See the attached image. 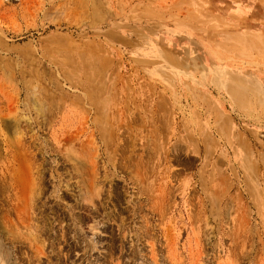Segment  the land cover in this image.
Wrapping results in <instances>:
<instances>
[{
    "label": "rangeland",
    "instance_id": "rangeland-1",
    "mask_svg": "<svg viewBox=\"0 0 264 264\" xmlns=\"http://www.w3.org/2000/svg\"><path fill=\"white\" fill-rule=\"evenodd\" d=\"M0 21V170L37 182L24 224L0 182V264H264V0H4Z\"/></svg>",
    "mask_w": 264,
    "mask_h": 264
},
{
    "label": "bare ground",
    "instance_id": "bare-ground-1",
    "mask_svg": "<svg viewBox=\"0 0 264 264\" xmlns=\"http://www.w3.org/2000/svg\"><path fill=\"white\" fill-rule=\"evenodd\" d=\"M4 1V0H3ZM2 0H0V4H2L3 2ZM5 1H8V0H5ZM22 0H20L21 2ZM92 2L95 1V0H91ZM29 11V9H28ZM5 14H3L4 16ZM8 15V14H7ZM12 14H10V18H11ZM7 18V17H6ZM17 18V16H16ZM1 22V21H0ZM260 35H262V32H260ZM264 36L262 35L260 37V45L263 44V41H264ZM175 40V39H174ZM174 43V42H173ZM191 55V54H190ZM183 57V56H182ZM236 145V144H235ZM85 145H80V154H84L86 157H85V164H88V168L85 170V172H83V174H79L77 175L76 178H78V181L75 182L76 185H80V186H77L79 188V190H82L83 188L87 189L88 193L91 195L92 194V191L94 189V185L95 182L97 181L96 178H97V175H96V169H95V163L93 162L92 158L91 157H87L89 156V153L86 151V147H83ZM233 148V147H232ZM124 150V148H122ZM121 149V151H123ZM230 149V148H229ZM127 150V149H126ZM227 152V151H226ZM234 153V152H233ZM142 155V154H140ZM143 156H141L140 158H142ZM16 158V157H15ZM19 158V157H18ZM17 158V160H18ZM24 158V156H23ZM23 158H20L21 160ZM27 158V157H25ZM138 158V156H137ZM10 159V158H9ZM20 159L18 160V162L20 161ZM139 159V158H138ZM16 160V161H17ZM24 160V159H23ZM110 160V159H109ZM141 160V159H140ZM130 161H133V158L132 160ZM130 161L128 162V164L130 163ZM134 161L135 158H134ZM133 161V163H134ZM15 162V161H14ZM25 162V161H24ZM24 162H22L24 164ZM123 162V161H122ZM137 162V161H136ZM83 163V161L80 159V158H74L73 159V169H75V171L77 172L78 171V167H81V164ZM127 162H125L126 164ZM132 163V165H133ZM138 163V162H137ZM2 164V168L0 170V182H1V190L3 193H7L8 196V202H10L11 206H12V211H14V213H16L18 219H19V223L20 224H24V220L22 218V215H23V212H24V208L27 204V201H28V197H27V194H29V191H35L37 190V182H36V179H27L26 176H25V173L24 171L21 169V165L20 163H18L20 166H18L17 168L15 166H12L11 169L9 168L8 164H7V160L5 159V161L1 162ZM14 164V163H13ZM121 164V162L119 163ZM131 165V164H129ZM128 165V166H129ZM131 165V166H132ZM138 164H136V167H137ZM28 166V165H27ZM26 162L24 164V167L23 169L26 167ZM30 166V165H29ZM140 166V164L138 165ZM20 167V168H19ZM122 167V166H121ZM126 167H127V164H126ZM141 167V166H140ZM29 168V167H28ZM120 168V167H119ZM134 168V167H133ZM121 169V168H120ZM135 169V168H134ZM26 170V169H25ZM138 170V169H137ZM11 171H12V174H11ZM132 171V170H130ZM140 171V170H139ZM139 171H136V173H139ZM132 173V172H131ZM136 175V174H135ZM138 175V174H137ZM136 175V176H137ZM139 176L141 177V175L139 174ZM138 182V180H140V178L136 177L135 178ZM142 180V179H141ZM140 180V181H141ZM68 183V182H67ZM97 183V182H96ZM140 183V182H138ZM66 185V184H65ZM69 185V184H68ZM70 186V185H69ZM69 186H64L66 190H70L68 187ZM76 187V188H77ZM72 189V188H71ZM41 191V188L39 187V189ZM14 205V206H13ZM3 218L4 219H8V215L6 213H4L3 215ZM26 225H29V223H27ZM1 243V242H0ZM1 246V245H0ZM5 252V251H4ZM1 256V254H0ZM7 261V259H6Z\"/></svg>",
    "mask_w": 264,
    "mask_h": 264
}]
</instances>
